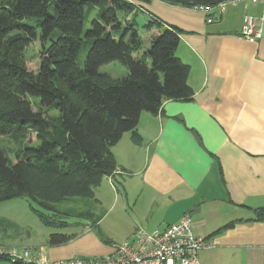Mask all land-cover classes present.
<instances>
[{"label": "crops", "instance_id": "obj_1", "mask_svg": "<svg viewBox=\"0 0 264 264\" xmlns=\"http://www.w3.org/2000/svg\"><path fill=\"white\" fill-rule=\"evenodd\" d=\"M153 2L142 5L146 22L153 14L182 29L175 55L189 65L192 99L141 112V143L125 132L112 146L119 172L94 187L91 218L70 217L65 228L46 226L41 240L5 246L42 249L49 261L100 256L137 227L163 229L188 213L195 234L213 243L197 264H264V221L254 211L264 207V4L242 0L204 12ZM246 14L260 22L256 41L240 34ZM53 232L72 237L50 245Z\"/></svg>", "mask_w": 264, "mask_h": 264}, {"label": "trees", "instance_id": "obj_2", "mask_svg": "<svg viewBox=\"0 0 264 264\" xmlns=\"http://www.w3.org/2000/svg\"><path fill=\"white\" fill-rule=\"evenodd\" d=\"M131 1L142 6L149 0ZM163 1L191 8L224 0ZM121 11L128 17L121 19ZM136 15L126 0H0V136L34 133L38 142L21 148L13 161L0 149V202L26 196L41 223L56 229L67 227L69 217L91 218L94 187L117 170L112 146L125 132L141 143V112L157 114L167 99H192L189 65L175 55L182 29L152 14L145 24L151 40L142 49ZM36 39L41 51L33 72L23 53ZM86 40L92 42L80 65ZM112 62L126 74L101 71ZM32 98L39 100L36 108ZM254 211L264 221V207ZM71 237L53 232L48 244Z\"/></svg>", "mask_w": 264, "mask_h": 264}, {"label": "built area", "instance_id": "obj_3", "mask_svg": "<svg viewBox=\"0 0 264 264\" xmlns=\"http://www.w3.org/2000/svg\"><path fill=\"white\" fill-rule=\"evenodd\" d=\"M239 1L242 0H224L216 7L200 5L193 8L212 12L217 8L221 10L227 3ZM250 1L264 4V0ZM214 14L207 16V22L213 21L218 13ZM240 34L249 41L260 39L259 20L244 15ZM110 182L114 183L112 179ZM212 244L211 241L195 234L191 216L184 213L176 222L163 229L146 231L142 227H137L128 239L115 244L113 250L105 255L74 256L60 261H49L42 249L32 251L6 246H0V255L6 257L8 262L28 264H197L199 252L211 247ZM3 263L4 261L0 260V264Z\"/></svg>", "mask_w": 264, "mask_h": 264}, {"label": "rangeland", "instance_id": "obj_4", "mask_svg": "<svg viewBox=\"0 0 264 264\" xmlns=\"http://www.w3.org/2000/svg\"><path fill=\"white\" fill-rule=\"evenodd\" d=\"M133 6V9H135L136 16H135V22H136V28L141 35L143 39L142 49L144 48L146 44V39L143 34L146 35V15L143 11V6L145 9L149 10V3L144 2L141 6L138 2H132L131 0H126ZM153 2V0H152ZM157 10H163L164 6L161 2L154 1L153 6ZM145 11V10H144ZM95 13L94 11L90 12V18H92V14ZM147 13V12H146ZM119 16L121 19H125L124 12H119ZM29 24H35L36 20L29 19L26 21ZM90 26V23L87 22L85 24V29ZM86 43L82 46L77 61L80 65L83 64L86 52L91 44V40H86ZM48 43V42H47ZM40 51H41V44L38 39L33 41L27 49L23 53V60L26 64V67L28 70L36 72L39 65L40 60ZM126 71V68L122 66L119 62H112L109 64L104 65L101 68V71L108 73L111 77H122L123 76V70ZM32 105L34 108L37 107V103L39 100L37 98L30 99ZM56 113L55 110L50 109L49 114L54 115ZM32 142H29V141ZM34 133H27L25 134V137L17 136L13 137L11 135H1L0 136V149L3 151L5 156L8 158L9 161L15 160V155L20 151L21 148H23L25 145L38 144L37 141H34ZM114 182V181H113ZM30 201L26 196H20L8 200H4L0 202V219L3 220V222L0 225V246L5 245H26L27 242L30 241H36L41 240L43 235L42 231L43 229H46V226H44L37 215L33 212L32 208L30 207ZM35 206V204H32ZM70 218V217H69ZM69 218H66L65 220H68ZM71 219V218H70ZM69 219V220H70ZM17 223L16 225L14 224ZM30 233V235L28 234ZM8 247V246H6Z\"/></svg>", "mask_w": 264, "mask_h": 264}]
</instances>
